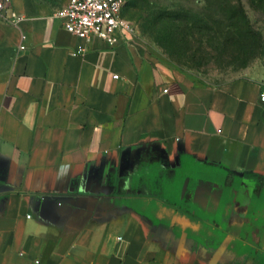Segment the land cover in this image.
Masks as SVG:
<instances>
[{
	"label": "crops",
	"instance_id": "obj_1",
	"mask_svg": "<svg viewBox=\"0 0 264 264\" xmlns=\"http://www.w3.org/2000/svg\"><path fill=\"white\" fill-rule=\"evenodd\" d=\"M68 1L0 17V264H247L264 80H199L124 28L86 41Z\"/></svg>",
	"mask_w": 264,
	"mask_h": 264
},
{
	"label": "rangeland",
	"instance_id": "obj_2",
	"mask_svg": "<svg viewBox=\"0 0 264 264\" xmlns=\"http://www.w3.org/2000/svg\"><path fill=\"white\" fill-rule=\"evenodd\" d=\"M147 1H131L121 15L156 57L209 83L264 80V0ZM258 228L247 264H264V222Z\"/></svg>",
	"mask_w": 264,
	"mask_h": 264
},
{
	"label": "built area",
	"instance_id": "obj_3",
	"mask_svg": "<svg viewBox=\"0 0 264 264\" xmlns=\"http://www.w3.org/2000/svg\"><path fill=\"white\" fill-rule=\"evenodd\" d=\"M12 1L0 0V17L8 11L10 18L18 21L21 18L19 14L9 8ZM125 2L126 0H69L54 15L63 20L65 29L70 33L86 41L97 36L113 45L118 41L120 29L132 31L131 23L121 15ZM84 50L85 46L79 45L75 52ZM260 99L264 101V89L260 92Z\"/></svg>",
	"mask_w": 264,
	"mask_h": 264
},
{
	"label": "trees",
	"instance_id": "obj_4",
	"mask_svg": "<svg viewBox=\"0 0 264 264\" xmlns=\"http://www.w3.org/2000/svg\"><path fill=\"white\" fill-rule=\"evenodd\" d=\"M131 1H133V0H126V2H125V5L124 6H126L128 3H131ZM137 1V0H136ZM144 1V4L145 5H147V7H149V2L147 1V0H143ZM151 6V5H150Z\"/></svg>",
	"mask_w": 264,
	"mask_h": 264
}]
</instances>
